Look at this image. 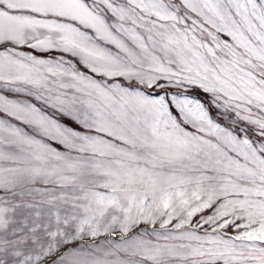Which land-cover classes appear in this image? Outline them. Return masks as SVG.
Segmentation results:
<instances>
[{
  "label": "snow or ice",
  "instance_id": "snow-or-ice-1",
  "mask_svg": "<svg viewBox=\"0 0 264 264\" xmlns=\"http://www.w3.org/2000/svg\"><path fill=\"white\" fill-rule=\"evenodd\" d=\"M0 264H264V0H0Z\"/></svg>",
  "mask_w": 264,
  "mask_h": 264
}]
</instances>
